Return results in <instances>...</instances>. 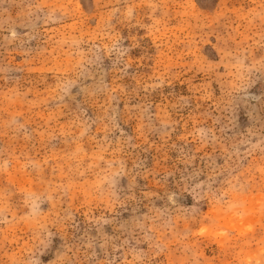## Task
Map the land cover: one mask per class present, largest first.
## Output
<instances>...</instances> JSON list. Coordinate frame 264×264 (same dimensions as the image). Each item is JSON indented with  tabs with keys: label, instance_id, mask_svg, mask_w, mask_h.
I'll return each mask as SVG.
<instances>
[{
	"label": "rangeland",
	"instance_id": "374dc122",
	"mask_svg": "<svg viewBox=\"0 0 264 264\" xmlns=\"http://www.w3.org/2000/svg\"><path fill=\"white\" fill-rule=\"evenodd\" d=\"M0 264H264V0H0Z\"/></svg>",
	"mask_w": 264,
	"mask_h": 264
}]
</instances>
